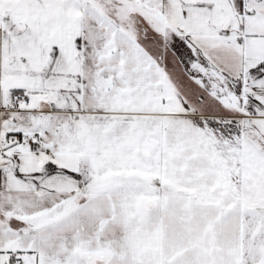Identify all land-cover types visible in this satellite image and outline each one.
Wrapping results in <instances>:
<instances>
[{"label": "snow or ice", "instance_id": "snow-or-ice-1", "mask_svg": "<svg viewBox=\"0 0 264 264\" xmlns=\"http://www.w3.org/2000/svg\"><path fill=\"white\" fill-rule=\"evenodd\" d=\"M0 264H264V0H0Z\"/></svg>", "mask_w": 264, "mask_h": 264}]
</instances>
